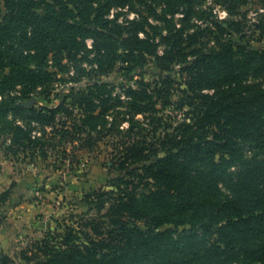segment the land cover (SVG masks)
Instances as JSON below:
<instances>
[{"label":"trees","instance_id":"16d2710c","mask_svg":"<svg viewBox=\"0 0 264 264\" xmlns=\"http://www.w3.org/2000/svg\"><path fill=\"white\" fill-rule=\"evenodd\" d=\"M151 1L165 36L143 13L111 19L128 0H0V89H25L23 100L0 102V152L34 161L59 147L64 162L79 163L106 146L125 173L91 196L103 214L65 221L20 252L24 264H264V50L238 42L236 22L194 30L200 0ZM218 2L231 11L248 0ZM215 30V47H199ZM87 52L99 76L124 65L122 93L97 80L37 108L27 93L49 79L45 65ZM150 62L156 77L135 80ZM169 108L183 114L175 126ZM0 264L18 262L1 254Z\"/></svg>","mask_w":264,"mask_h":264},{"label":"rangeland","instance_id":"374dc122","mask_svg":"<svg viewBox=\"0 0 264 264\" xmlns=\"http://www.w3.org/2000/svg\"><path fill=\"white\" fill-rule=\"evenodd\" d=\"M200 2L203 3L205 13L196 10L198 13L192 21L197 26L194 30L211 26L215 29L214 22L220 20L236 22L240 24L239 32H234L232 36L245 46L264 50V3L261 0H248L246 4L231 11L220 6L218 0ZM151 3V0H128L127 3L114 6L110 11V18L117 19L124 25L126 21L139 18L143 13L151 22L164 27L162 33L165 36L167 26L150 16L147 11ZM156 9L161 12V6H156ZM181 18V13L175 16L174 24L177 28L180 27ZM207 34L198 44L204 50L215 47L216 38L220 37L218 31L212 36H209V31ZM159 41L160 36L156 42ZM86 44L89 49H93L91 39ZM165 47L161 44V54ZM82 56L86 57H81L79 62L65 60L64 68L58 67L54 60L45 65L44 70L50 74L49 79L27 93V96L36 99L37 108L56 107L73 89L86 88L97 80L114 83L116 93H122V86L127 84L123 64L119 63L108 76H99L94 64L95 52H87ZM157 73L156 64L150 62L144 70L135 71L133 76L135 80L140 77L153 80ZM2 90L0 89V102L3 99L10 101L11 98L23 100L25 89L21 85L6 84ZM165 113L174 126L183 117L174 108L167 109ZM14 116V113H10L9 119L13 120ZM39 133V127L36 126L34 134ZM62 150L56 147L48 158L34 161L26 157V153L7 156L0 152V255L11 256L18 264H24L17 260L22 250L44 239L49 233L61 232L65 221L69 224L76 222L75 215L90 218L103 214L92 203L91 196L102 189L111 190L109 179L125 176L124 172L112 168L110 149L106 146L95 152L85 151L79 163H71V160L64 162L61 158Z\"/></svg>","mask_w":264,"mask_h":264}]
</instances>
